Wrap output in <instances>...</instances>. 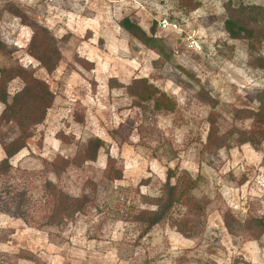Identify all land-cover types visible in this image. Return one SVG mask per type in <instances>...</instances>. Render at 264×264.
<instances>
[{"label":"rangeland","instance_id":"374dc122","mask_svg":"<svg viewBox=\"0 0 264 264\" xmlns=\"http://www.w3.org/2000/svg\"><path fill=\"white\" fill-rule=\"evenodd\" d=\"M241 5L264 9V0H0V69L6 77L15 67L32 70L54 95L10 173L0 175V264H264V232L245 226L251 217L264 222V143L257 151L235 138L227 148L207 145L209 120L226 139L264 128L234 113L257 110L264 82V40L249 49L224 29L226 8ZM126 17L146 33L154 24L169 59L121 29ZM164 19L176 28L162 29ZM31 23L57 40L61 60L50 75L28 53ZM142 78L167 96V108L126 90ZM22 87L8 82L9 98ZM17 134L0 125L5 144ZM93 139L102 147L86 161ZM61 159L69 164L63 173L45 172ZM168 170L194 181L192 198L144 235L133 215L154 209L147 203L163 195ZM44 180L91 203L63 227H40Z\"/></svg>","mask_w":264,"mask_h":264},{"label":"trees","instance_id":"16d2710c","mask_svg":"<svg viewBox=\"0 0 264 264\" xmlns=\"http://www.w3.org/2000/svg\"><path fill=\"white\" fill-rule=\"evenodd\" d=\"M184 6L192 9L198 7V4H191L190 1H185ZM227 18L224 22V29L232 40H245L248 43L249 49H254L255 44H260L264 40V9L255 6H239L238 8H226ZM13 13L20 19L23 17ZM32 36L28 45V53L43 67L48 75L52 74L61 60L59 49L57 48V40L53 38L49 30L37 24L31 23L29 26ZM119 27L126 33L136 39L147 49L156 50L158 56L166 57V48L161 44L159 39L154 37L155 26L150 27L149 33H146L140 26L133 23L129 18H123L119 22ZM0 47L3 46L0 43ZM93 69L94 64L87 60H81ZM156 61H154L153 65ZM264 76V64L259 68ZM8 71L0 69V103L4 105V109L0 115V125H12L17 130L18 134L15 139L8 144L3 142L0 137V145L4 153V159L0 161V175L4 176L12 170L9 164L10 159L25 148V141L31 138L34 134L36 126L40 125L47 114V111L53 104L54 95L49 89L45 81H42L34 76L32 70L24 69L23 67H15L9 71L12 77H6ZM6 78V79H5ZM18 78L23 82V87L15 93L11 98L7 93V83ZM264 81V78H263ZM126 90L135 98H144L143 100L153 101L154 108H167L170 100L163 93L153 88L146 79H134L126 87ZM158 95V96H157ZM258 108L256 111L248 109L235 110L236 114L247 115L248 119L264 124V82L263 89L259 96L256 97ZM210 130L207 136V145L213 148H227L231 144L230 138H235L239 145H249L255 151L259 145L264 143V128H250L245 132L231 131L229 138L217 137V130L213 127V121L209 120ZM102 147V141L99 139L89 140L86 146L85 153H90L86 157V161L96 160L98 149ZM91 149V150H90ZM85 160V159H84ZM264 162V154L262 156ZM63 164V165H62ZM66 160L53 161L44 166L46 173H53L56 177L60 172H64L68 166ZM61 167V169H58ZM112 178V177H109ZM121 174L116 175L114 180H121ZM176 181L172 184L171 180ZM195 187L194 181L186 178V175L180 177L175 170H168L164 183L163 195L150 203L149 206L154 207L153 210H136L132 221L139 223L142 227L141 232L145 235L154 226L165 220L170 210L175 203H181L182 200L191 199L190 191ZM97 192V187L93 190ZM44 203L40 206L39 211L42 212V223L40 227H55L60 228L66 225L69 221H73L75 215L85 212L91 199L87 195H82L80 198H71L66 193L59 190L56 185L48 180L43 182ZM193 200V199H192ZM19 200L18 206H22ZM28 212V211H27ZM25 218V216H23ZM224 224L229 234L232 233V227L228 222L227 217H223ZM247 229L264 232V222L262 218H249L245 223ZM182 233V231H180ZM184 233V232H183ZM187 238V237H186ZM23 258V257H18ZM247 264V263H244Z\"/></svg>","mask_w":264,"mask_h":264},{"label":"built area","instance_id":"2783aa9c","mask_svg":"<svg viewBox=\"0 0 264 264\" xmlns=\"http://www.w3.org/2000/svg\"><path fill=\"white\" fill-rule=\"evenodd\" d=\"M159 26L162 28V29H168V28H172V29H175L176 28V25L175 24H171L169 23L167 20H162L160 23H159ZM188 47L190 49H199V45L196 41H193V40H190L189 41V44H188Z\"/></svg>","mask_w":264,"mask_h":264}]
</instances>
